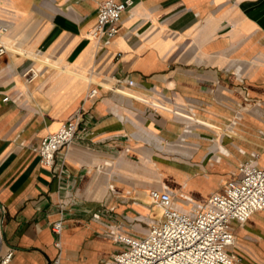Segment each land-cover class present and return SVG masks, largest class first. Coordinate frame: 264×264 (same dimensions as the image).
I'll return each mask as SVG.
<instances>
[{
    "label": "crops",
    "instance_id": "0c3cea01",
    "mask_svg": "<svg viewBox=\"0 0 264 264\" xmlns=\"http://www.w3.org/2000/svg\"><path fill=\"white\" fill-rule=\"evenodd\" d=\"M102 1L0 0L11 25L0 40L9 264L60 252L61 264H99L118 249L117 223L147 232L151 189L187 211L240 178L253 153L264 165V0H133L104 45L91 34ZM31 66L41 76L27 82ZM78 110L85 131L42 166L33 149ZM233 227L235 264H264V213Z\"/></svg>",
    "mask_w": 264,
    "mask_h": 264
},
{
    "label": "built area",
    "instance_id": "2783aa9c",
    "mask_svg": "<svg viewBox=\"0 0 264 264\" xmlns=\"http://www.w3.org/2000/svg\"><path fill=\"white\" fill-rule=\"evenodd\" d=\"M133 4V0L102 1L92 37L101 45L110 43L120 31L122 13ZM10 28V23L0 18V40ZM7 51V46L0 43V55ZM21 76L31 82L41 76V70L31 66L24 69ZM128 84L132 85L133 81ZM97 95V89L88 93L89 99ZM82 125L83 113L78 110L57 131L44 137L33 149L41 165L53 167L58 151L85 131ZM255 160L241 163V177L229 181L224 191L213 193L205 204H194L187 211L177 207L171 191L151 189L149 196L153 204L162 209L163 218L150 219L148 230L142 235L128 232L117 223L112 238L118 249L99 264H235L237 257L230 252L236 244L233 223L243 225L255 212L264 213V165ZM52 230L59 236L55 245L61 248L64 218L55 221ZM3 243L0 227V264H9L14 252L3 254ZM50 264H61V252Z\"/></svg>",
    "mask_w": 264,
    "mask_h": 264
},
{
    "label": "rangeland",
    "instance_id": "374dc122",
    "mask_svg": "<svg viewBox=\"0 0 264 264\" xmlns=\"http://www.w3.org/2000/svg\"><path fill=\"white\" fill-rule=\"evenodd\" d=\"M259 154H257V153H253V157H252V159L251 160H255V161H257L258 162V159H259ZM152 216L154 217V218H156V219H162L163 218V211H162V209H160L159 207H154L153 208V210H152ZM138 221H141L140 219L139 220H136L135 222L137 223ZM130 224L132 223V221L131 222H129ZM124 227V226H123ZM124 229H125V227H124ZM128 232H131V233H133V234H136V235H142V234H144V233H142V231H139V230H136V229H130V228H128V229H126ZM113 239V238H112ZM117 245V244H116ZM117 247H118V245H117Z\"/></svg>",
    "mask_w": 264,
    "mask_h": 264
},
{
    "label": "bare ground",
    "instance_id": "6f19581e",
    "mask_svg": "<svg viewBox=\"0 0 264 264\" xmlns=\"http://www.w3.org/2000/svg\"><path fill=\"white\" fill-rule=\"evenodd\" d=\"M9 31H10V30H9ZM9 31H8V32H9ZM8 32H7V33H8ZM7 33H5L3 36H5ZM3 36H2V37H3ZM2 37H1V38H2Z\"/></svg>",
    "mask_w": 264,
    "mask_h": 264
}]
</instances>
